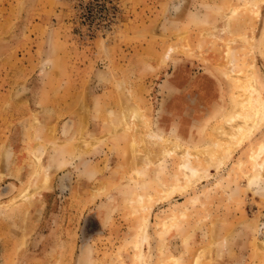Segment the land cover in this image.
I'll return each instance as SVG.
<instances>
[{
    "label": "rangeland",
    "instance_id": "rangeland-1",
    "mask_svg": "<svg viewBox=\"0 0 264 264\" xmlns=\"http://www.w3.org/2000/svg\"><path fill=\"white\" fill-rule=\"evenodd\" d=\"M7 8L28 30L0 65V264H264V120L221 133L246 84L264 98V0Z\"/></svg>",
    "mask_w": 264,
    "mask_h": 264
},
{
    "label": "bare ground",
    "instance_id": "bare-ground-1",
    "mask_svg": "<svg viewBox=\"0 0 264 264\" xmlns=\"http://www.w3.org/2000/svg\"><path fill=\"white\" fill-rule=\"evenodd\" d=\"M250 86L251 85H249V84H246L244 86L247 90H251L250 91V96L245 98L242 101V103L240 102L241 106L238 105L239 107L237 106L238 107L237 110L231 116H229V118L227 119L228 120L227 124L230 125L233 130H229L226 127H223V126L221 127L222 135L225 136L226 138H231L232 140H233V138L234 139L237 138L236 137L237 134L243 133V131L246 129L247 130V137H244L243 139L239 138V140L241 139L240 142L238 140L239 143L243 142L245 140V138H248V136L252 135L254 129L256 127H258L260 125V123L264 120V98L263 99L262 98H258L257 96H256V98H254L253 97L254 92L252 90V86L251 87ZM254 89H256L255 86H254ZM244 114H246V115H244ZM251 117L253 119L252 124L247 121V120L251 119ZM193 123H195V122H192V125H193ZM218 140H221V138H219ZM218 140H216V141L214 140L215 141V143H214L215 146L213 147L212 150L209 151V154L211 156L217 155L218 154L217 153L218 147L222 146V143L220 141H218ZM181 148H182V145L179 142L171 141L169 148L168 149H163L160 152H161V154H165V155H169V154H171L173 152H183L182 154L186 153L187 155L190 154L189 150L183 151V150H181ZM230 148L231 147H226V152L227 153L229 152ZM205 151H207V150H205ZM140 158L141 157L133 156L134 160H138ZM157 158H159V152L156 151V153L154 154V152L150 151V152L147 153V158H146L145 162L147 163L148 161H151L153 163H157L156 160H155ZM152 160H154V161H152ZM138 161L142 162V160H138ZM262 165L263 164H260V166H262ZM182 167L186 171L187 176H189L188 177L189 179H191L193 176L197 175L198 172H199V170L196 169L194 167L193 163L190 162L189 160H185L183 162V166ZM257 175L258 174H254V176H251L250 177V181L254 183V181H252V180H254Z\"/></svg>",
    "mask_w": 264,
    "mask_h": 264
},
{
    "label": "crops",
    "instance_id": "crops-1",
    "mask_svg": "<svg viewBox=\"0 0 264 264\" xmlns=\"http://www.w3.org/2000/svg\"><path fill=\"white\" fill-rule=\"evenodd\" d=\"M13 1V0H11ZM9 8V7H8ZM6 9L4 11V9L1 11L0 9V65L4 64V59L7 58L8 55H14V53L12 52L14 48H16V44H17V38H21V36L17 35V32L19 31H27L21 28V25H15L13 24V19H14V14L12 13V11L10 9ZM25 45H27V43H24L23 46L25 47ZM20 46V45H19ZM22 46V43H21ZM9 96V94L7 95ZM20 100H24L23 97H20ZM57 110V109H55ZM59 110L64 111L67 110L69 112H75V113H79L75 116V119L72 121V127L71 129H76V131H78V124L83 123V118L82 115L80 114L82 111H84L83 109V105L78 104V103H66L63 105L59 106ZM90 122L88 123V128L92 126V119L89 120ZM69 125V123H68ZM70 134V133H69ZM99 148H96L93 151L90 152H85L82 151V154L85 155L86 157L89 155H94V156H98V154H94V153H98L99 152ZM82 159L85 158L84 156L81 157ZM86 185V184H85ZM199 234V230L196 231L195 236L197 237ZM85 237L87 235H90L89 233H85L84 234ZM95 235V234H92ZM91 235V236H92ZM87 238V237H86ZM214 252H216V250H214ZM80 254V252L78 253ZM215 254H213V258H215ZM219 261H217L218 263Z\"/></svg>",
    "mask_w": 264,
    "mask_h": 264
}]
</instances>
